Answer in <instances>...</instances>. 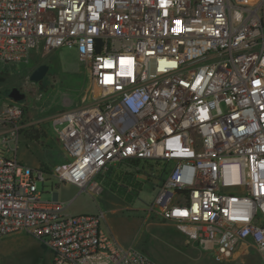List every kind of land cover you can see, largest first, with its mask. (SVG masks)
I'll use <instances>...</instances> for the list:
<instances>
[{
	"label": "built area",
	"instance_id": "1",
	"mask_svg": "<svg viewBox=\"0 0 264 264\" xmlns=\"http://www.w3.org/2000/svg\"><path fill=\"white\" fill-rule=\"evenodd\" d=\"M66 46L91 89L52 119L66 163H20L24 100L1 104L0 238L26 234L53 264H156L103 213L66 214L56 185L41 200L51 178L98 194L115 170L130 193L151 184L147 214L213 261L253 248L264 262V0H0L2 68Z\"/></svg>",
	"mask_w": 264,
	"mask_h": 264
},
{
	"label": "rangeland",
	"instance_id": "2",
	"mask_svg": "<svg viewBox=\"0 0 264 264\" xmlns=\"http://www.w3.org/2000/svg\"><path fill=\"white\" fill-rule=\"evenodd\" d=\"M40 65H47L48 72L41 84L29 80L31 73ZM13 66H0V107L7 101L9 92L16 88L25 94L27 118L25 128L40 129L46 139L33 142L24 136L19 138L17 159L25 166L52 167L66 163L57 143V131L52 119L72 108L90 102L91 89L89 75L80 61L76 48L63 47L51 51L46 56L29 55L27 62ZM16 67V68H17ZM126 179L112 170L105 175L96 176L101 190L98 194L80 192L71 185L62 186L51 178L38 184L43 202L52 201V192L58 193L60 203L65 204L69 215L104 214L101 227L121 240L122 243L147 255L156 264H264L259 253L250 248L238 251L231 260L223 263L213 261L208 254L187 240L173 224L163 222L155 214H147L153 201L152 185H138L134 192H128L122 184ZM90 183V184H91ZM56 185L51 192L50 186ZM89 188V187H87ZM188 241V242H187ZM0 264H53L51 253L41 244L23 233L0 238Z\"/></svg>",
	"mask_w": 264,
	"mask_h": 264
},
{
	"label": "water",
	"instance_id": "3",
	"mask_svg": "<svg viewBox=\"0 0 264 264\" xmlns=\"http://www.w3.org/2000/svg\"><path fill=\"white\" fill-rule=\"evenodd\" d=\"M47 72H48V66L40 65L31 73L29 80L35 84L39 83L44 79ZM8 97L14 102H22L25 99V94L21 93L18 89L13 88L9 92Z\"/></svg>",
	"mask_w": 264,
	"mask_h": 264
},
{
	"label": "trees",
	"instance_id": "4",
	"mask_svg": "<svg viewBox=\"0 0 264 264\" xmlns=\"http://www.w3.org/2000/svg\"><path fill=\"white\" fill-rule=\"evenodd\" d=\"M21 72V71H20ZM38 84H41V82H39ZM25 103V101H24ZM23 112H24V118H23V124L24 123H28L30 120L27 118V108L24 105L23 108ZM21 134L28 140L33 141V142H39L41 140H45L46 139V134L40 130V129H35L33 127H29V128H25L23 130H21Z\"/></svg>",
	"mask_w": 264,
	"mask_h": 264
},
{
	"label": "crops",
	"instance_id": "5",
	"mask_svg": "<svg viewBox=\"0 0 264 264\" xmlns=\"http://www.w3.org/2000/svg\"><path fill=\"white\" fill-rule=\"evenodd\" d=\"M64 187H66V185H64ZM163 221V220H162ZM163 222H165V221H163ZM165 223H167V222H165ZM106 232V231H105ZM107 233V232H106ZM119 245H121V246H124V247H129V246H131V245H127V244H124V243H122V241L121 240H119V239H117L115 236H113V235H111V234H109ZM188 242V241H187ZM52 257V256H51Z\"/></svg>",
	"mask_w": 264,
	"mask_h": 264
}]
</instances>
